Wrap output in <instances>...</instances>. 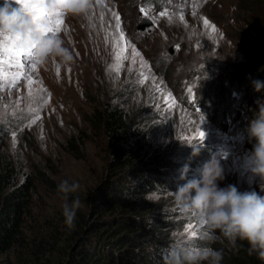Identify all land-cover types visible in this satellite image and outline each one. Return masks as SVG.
I'll return each mask as SVG.
<instances>
[{
  "label": "rangeland",
  "instance_id": "1",
  "mask_svg": "<svg viewBox=\"0 0 264 264\" xmlns=\"http://www.w3.org/2000/svg\"><path fill=\"white\" fill-rule=\"evenodd\" d=\"M7 2L18 10L22 3L33 5L31 11L39 15L41 0ZM239 2L206 0L196 12L184 13V0H95L87 16L57 13L48 24L55 28L56 21H63L59 31L49 35L61 37L73 52L70 65L61 64L59 58L44 64L33 58L27 63L21 56L25 75L17 84L9 87L10 81L0 79L5 85L0 88L3 147L15 156L20 170L35 178L25 229L30 240L38 232L54 231L47 235L52 251L47 256L52 264H61L77 243L85 225L82 218L96 219L97 211L87 197L92 195L95 200L98 192L105 190L102 182L109 177L112 160L110 143L92 115L104 106L121 105L130 115H138L132 123L138 134L127 137L171 162L161 170L164 182L146 193L153 201L152 210L143 206L144 202L139 208L141 216L147 215V221L141 222L148 229L141 238L155 234L161 239L155 244L166 248L161 253L157 247L150 248L155 259H146L149 264H166L170 249L176 245L212 247L218 238L219 242L226 240L219 230H215V241L202 240L206 226L198 213H182L172 194L187 179L198 178L199 169L212 155L220 159L224 170L220 187L234 185L242 192L255 190L264 195V181L251 172L249 156L256 141L248 133L249 122L258 110L256 100L264 98V89L254 90L252 81L258 79L254 74L259 66H247L250 63L238 38L239 33H245ZM4 3L0 0V5ZM162 12L166 15L161 16ZM116 14L123 41L115 28ZM147 17L153 24L139 29ZM205 18L210 22L207 27ZM3 40L0 36V60L7 58L11 64V57L3 53ZM118 49L120 61L116 59ZM155 59L159 62L157 75L152 71ZM165 61L174 72L161 81L159 77L167 74ZM0 71L19 69L0 65ZM27 78L34 81L31 86ZM200 131L205 133L203 140ZM185 165L189 170L181 179ZM63 180L80 185L68 200H80L72 228L65 224V201L57 191ZM151 216L158 219L151 222ZM189 224L197 232L191 240L185 231ZM138 243L147 247L152 241ZM9 257L0 256V263L16 259L14 252Z\"/></svg>",
  "mask_w": 264,
  "mask_h": 264
},
{
  "label": "trees",
  "instance_id": "2",
  "mask_svg": "<svg viewBox=\"0 0 264 264\" xmlns=\"http://www.w3.org/2000/svg\"><path fill=\"white\" fill-rule=\"evenodd\" d=\"M205 1L184 0V13L196 12ZM237 7L242 12L241 27L245 32L239 33L238 38L250 63L247 66L257 64L259 69L254 75L258 79L264 78V0H241ZM158 63L156 60L152 69L154 75L159 71ZM163 67L167 74L159 77L161 81L174 72L167 61ZM127 111L124 106L113 105L96 109L92 114L96 127L103 131L110 143V173L102 182L105 190L99 191L95 200L92 195L87 197V202L92 203L97 211L96 219L82 218L85 221L83 230L61 264H149L146 259H155L150 248L157 247L160 253L166 251L163 246L155 244L161 241L155 234L147 239L141 238L148 234V229L144 225L147 215L141 216L139 208L144 202L143 206H150L152 210L153 201L146 198V193L156 189L157 183L164 182L161 170L171 162L127 137L138 134L132 124L138 115H130ZM2 140L0 138V256L9 257L14 252L16 259H7V263L0 264H52L51 257L47 256L52 252L47 235L52 236L54 231L52 234L49 230L44 234L38 232L30 240L25 229L35 178L18 168L15 156L3 147ZM151 218V222L158 219L155 216ZM152 225L156 227L154 223ZM149 240L152 243L147 247H139L138 242ZM212 248L221 252L220 264H264L255 253L249 255V245L245 240L237 239L232 243L227 239L219 242L218 238Z\"/></svg>",
  "mask_w": 264,
  "mask_h": 264
},
{
  "label": "clouds",
  "instance_id": "3",
  "mask_svg": "<svg viewBox=\"0 0 264 264\" xmlns=\"http://www.w3.org/2000/svg\"><path fill=\"white\" fill-rule=\"evenodd\" d=\"M95 0H43L45 16L34 22L31 14L11 6L5 0L0 5V31L19 34L18 46L30 51L32 57L40 64L59 58L63 65L74 61L73 52L64 46L59 36L45 34L42 29L48 28L49 17L57 13L65 16H87L94 6ZM256 92L264 89V81L253 80ZM258 110L249 122L248 133L255 139L249 160L251 172L264 181V98L256 100ZM198 150L194 151V154ZM188 166L185 165L181 179L186 178ZM220 159L214 154L199 169V177L187 179L172 191L177 208L185 214L195 211L206 231L202 240L215 241V230H219L224 238L234 243L237 239L247 241L249 255L255 253L264 261V195L255 190L240 191L234 185L220 187L218 181L224 179ZM79 183L63 180L57 185L58 193L62 194L65 203L62 206L65 224L74 227L77 210L80 207L78 197L68 202L70 194L79 190ZM264 189V184H261ZM222 254L210 246L172 247L166 258V264H220Z\"/></svg>",
  "mask_w": 264,
  "mask_h": 264
},
{
  "label": "snow or ice",
  "instance_id": "4",
  "mask_svg": "<svg viewBox=\"0 0 264 264\" xmlns=\"http://www.w3.org/2000/svg\"><path fill=\"white\" fill-rule=\"evenodd\" d=\"M20 2L22 3V0H20ZM33 5H29L27 3H22V6L20 7V9L22 11H27L31 14L33 21L36 22L39 19L43 18L45 16V9L43 7V0H41L40 4H39V15H37L36 12L31 11V9L33 8ZM141 11L143 12L144 9H141ZM62 15V14H61ZM161 16L166 15V13H161ZM181 19H183V16H181ZM115 20H116V24H115V28L116 30L119 32V37H120V41H123L124 39V34L123 32L120 31V17L118 14L115 15ZM49 22H51V17H49ZM63 21L59 20L56 21V27H48L45 29H42V31L45 34H49L52 33L53 35H55L56 32L59 31V24H62ZM210 22L205 18L204 19V25L207 27L209 26ZM213 31H215V28L213 27ZM0 36L4 37L3 40V53L5 54L6 57H11V64H9V60L7 58L0 60V65H7L9 67H14L19 69V71L16 72H3L0 71V79L4 80L5 82H9L8 84L9 87L15 86L17 84V82L20 80L22 75H25V73L23 72L24 69V63H21L20 57L23 56L25 62L30 63L31 60L33 59L30 51H27L21 47L18 46V41L20 40V36L19 34L13 35L11 33H6L3 31H0ZM136 55L138 56L139 53L137 52ZM116 59L117 61H120L122 59V55H121V51L118 49L116 51ZM119 70V69H117ZM57 75L59 76V68L57 67ZM145 79H147V77H145ZM27 83L29 86H31L34 81L31 78H27ZM5 85L4 84H0V88H3ZM44 91H46V89H44ZM189 91H191V89H189ZM50 95V94H49ZM169 96H171V94L169 93ZM40 117L37 116L36 120H39ZM33 123H35L36 121L33 120ZM13 136H15V134H13ZM199 138L201 140H203L205 138V133L204 131H200L199 132ZM193 226L191 224L188 225V227L185 229L186 232H188V239L191 240L192 238L197 236V232L195 230H192ZM175 235V234H174Z\"/></svg>",
  "mask_w": 264,
  "mask_h": 264
},
{
  "label": "water",
  "instance_id": "5",
  "mask_svg": "<svg viewBox=\"0 0 264 264\" xmlns=\"http://www.w3.org/2000/svg\"><path fill=\"white\" fill-rule=\"evenodd\" d=\"M153 24V21L150 18H143L142 22L139 25V29H145L146 27H150ZM170 51H173V47H170Z\"/></svg>",
  "mask_w": 264,
  "mask_h": 264
},
{
  "label": "bare ground",
  "instance_id": "6",
  "mask_svg": "<svg viewBox=\"0 0 264 264\" xmlns=\"http://www.w3.org/2000/svg\"><path fill=\"white\" fill-rule=\"evenodd\" d=\"M99 34V33H98ZM94 39V38H93ZM95 41V40H94ZM92 44V43H91ZM92 50V49H91Z\"/></svg>",
  "mask_w": 264,
  "mask_h": 264
}]
</instances>
